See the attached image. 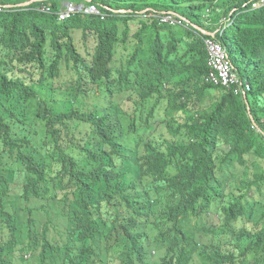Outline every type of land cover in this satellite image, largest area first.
I'll return each mask as SVG.
<instances>
[{
    "label": "trees",
    "instance_id": "1",
    "mask_svg": "<svg viewBox=\"0 0 264 264\" xmlns=\"http://www.w3.org/2000/svg\"><path fill=\"white\" fill-rule=\"evenodd\" d=\"M26 1L0 0V264H264V7ZM193 24L245 93L206 80Z\"/></svg>",
    "mask_w": 264,
    "mask_h": 264
},
{
    "label": "built area",
    "instance_id": "2",
    "mask_svg": "<svg viewBox=\"0 0 264 264\" xmlns=\"http://www.w3.org/2000/svg\"><path fill=\"white\" fill-rule=\"evenodd\" d=\"M257 3L253 4V7H256ZM80 6L78 5H68L65 6L59 12V18L64 19L69 15L75 13ZM86 12H97L94 6H89L84 8ZM184 18L179 17L178 19L174 16H164L162 17L163 21H170L172 23H180L183 24ZM207 54H208V65L210 67V71L206 76V80L215 85H222L227 88L235 87V92L244 89L242 87V81L238 75V73L233 68V65L227 55V52L220 41L215 39L213 36L205 39ZM246 89L249 88V85L246 84Z\"/></svg>",
    "mask_w": 264,
    "mask_h": 264
},
{
    "label": "clouds",
    "instance_id": "3",
    "mask_svg": "<svg viewBox=\"0 0 264 264\" xmlns=\"http://www.w3.org/2000/svg\"><path fill=\"white\" fill-rule=\"evenodd\" d=\"M38 1H41V0H38ZM27 2V1H26ZM34 2V1H33ZM25 2H23V3H20V4H18V5H20V6H23V5H25L24 4ZM254 3H257V6L256 7H253V4ZM31 4V3H30ZM26 5H28V4H26ZM68 5H78V6H80V9H78L76 12H83V13H87V14H100V11L96 8V6L95 5H93V4H91L92 6H94L95 8H96V10H97V12H92V13H90V12H86L85 10H84V8H86V7H89V6H91V5H85L84 3H75V2H73V1H69V0H63L62 1V4H61V7H60V10L57 12L58 13V16H59V12L65 7V6H68ZM248 5V3H244L243 4V6H247ZM2 7H5V8H9V7H12V5L11 4H5V5H0V10H2L1 8ZM261 7H264V0H251V2H250V4H249V9L250 10H254V9H258V8H261ZM42 10H47V11H49V8L48 7H46V8H42ZM147 9H145L144 11H146ZM116 11H118V12H123L124 11V9H116ZM75 12V13H76ZM126 12V11H125ZM75 13H73V14H71V15H74ZM71 15H69L68 17H70ZM174 16V17H176L177 19L179 18V17H182V18H184L183 20V24L182 25H186V24H188V23H190V21L186 18V17H184L183 15H181V14H179V13H175V12H173V11H163V12H161V13H152V14H148L147 16L148 17H155V18H157L158 19V22L159 23H162V24H170V25H177V24H180V23H177V22H175V23H172V22H170V21H163L162 20V17H164V16ZM68 17H66V18H68ZM59 18V17H58ZM66 18H64V19H66ZM64 19H60L59 18V20H64ZM224 20V19H223ZM193 26H196V28H201V27H199V26H197L196 24H193ZM202 29V28H201ZM203 30H205V29H203ZM205 31H207V30H205ZM209 33H204V34H206V35H209L210 37H215V33L217 32V30H215V31H208ZM210 37H208V38H210ZM206 39V38H205ZM219 41V40H218ZM222 43V42H221ZM206 45V44H205ZM223 45V44H222ZM224 46V45H223ZM225 48V47H224ZM226 50V49H225ZM228 55V54H227ZM242 90H239V92H241ZM245 89H244V92L243 93H245ZM234 92H235V90H234ZM31 258V256H30V254H26L25 256H24V259L26 260V261H29V259ZM32 264H35V262L34 263H32Z\"/></svg>",
    "mask_w": 264,
    "mask_h": 264
},
{
    "label": "rangeland",
    "instance_id": "4",
    "mask_svg": "<svg viewBox=\"0 0 264 264\" xmlns=\"http://www.w3.org/2000/svg\"><path fill=\"white\" fill-rule=\"evenodd\" d=\"M76 3V2H75ZM125 12V10L123 11ZM143 12H145L144 10L141 12V14H139L140 16H138L137 19L139 18H145L144 15L142 14ZM136 41V38L130 36L129 40L127 42H123L121 37H120V41L118 42L117 46H116V53H115V56H114V63L118 64V65H121L122 63L125 62L127 56H128V53L131 49V46L133 45V42ZM98 102V100H96ZM95 102V101H94ZM109 102L108 100H106V103ZM204 103L206 104H209L208 102H205V99H204ZM162 128H163V125H160ZM164 135H167L166 133ZM249 197V203L251 204L250 207L251 209L252 208H255L256 205L254 204V201H258V200H263L264 201V189L262 192L260 191H257L256 189H252L251 192H250V195L248 196ZM250 218H253L254 220L257 219V216L253 215V216H250ZM117 264V263H115Z\"/></svg>",
    "mask_w": 264,
    "mask_h": 264
},
{
    "label": "water",
    "instance_id": "5",
    "mask_svg": "<svg viewBox=\"0 0 264 264\" xmlns=\"http://www.w3.org/2000/svg\"><path fill=\"white\" fill-rule=\"evenodd\" d=\"M33 1H36V0H30V1H27V2H25L24 4L26 5V4H30V3H32ZM202 32H204V33H209L208 31H205V30H203V29H201V28H199Z\"/></svg>",
    "mask_w": 264,
    "mask_h": 264
}]
</instances>
